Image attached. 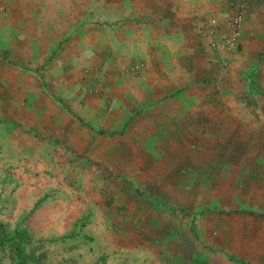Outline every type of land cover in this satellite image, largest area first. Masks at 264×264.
Returning <instances> with one entry per match:
<instances>
[{
	"label": "rangeland",
	"instance_id": "obj_1",
	"mask_svg": "<svg viewBox=\"0 0 264 264\" xmlns=\"http://www.w3.org/2000/svg\"><path fill=\"white\" fill-rule=\"evenodd\" d=\"M46 1H0V18H7L0 24V264H18L17 247L27 264H255L205 245L199 219L207 210L223 208L224 201L187 220L183 210L170 208L135 179L101 167L91 154L63 150L61 140L55 143L56 136L47 135L41 124L45 91L54 86L62 102L63 87L80 79L86 94L102 96L101 84L112 73L116 54L133 55L125 72L140 76L142 46L149 43L140 37L151 32L163 11L173 15L172 3L168 7L173 0H165L163 9L161 0ZM235 1L221 7L198 0L197 7L209 2L211 7L197 33L213 20L225 25ZM242 1L245 28L249 0ZM242 46L227 59L228 66L214 51L211 62L227 70L238 62ZM239 70L232 79L264 80V45L256 54L242 55ZM223 81L219 77L210 86L220 91ZM33 96L39 97L37 121L24 111ZM160 220L177 230H158ZM17 231L24 237H16Z\"/></svg>",
	"mask_w": 264,
	"mask_h": 264
},
{
	"label": "crops",
	"instance_id": "obj_2",
	"mask_svg": "<svg viewBox=\"0 0 264 264\" xmlns=\"http://www.w3.org/2000/svg\"><path fill=\"white\" fill-rule=\"evenodd\" d=\"M171 3L173 15L163 11L140 37L149 41L142 46L140 76L125 72L133 55L116 54L102 96L86 94L80 79L63 87L62 102L54 86L45 91L41 124L63 150L91 154L101 167L183 210L187 220L224 201L199 219L205 245L240 262L264 263V80L232 79L241 56L263 48L264 0L248 1L242 51L227 70L211 62L210 38L196 31L210 2L203 8L198 0H173L169 8ZM158 4L163 9L167 3ZM219 77L224 81L217 91L210 85ZM24 84L14 86L22 90ZM38 98L31 97L24 110L31 121L38 120ZM156 222L158 230H177L172 222Z\"/></svg>",
	"mask_w": 264,
	"mask_h": 264
},
{
	"label": "built area",
	"instance_id": "obj_3",
	"mask_svg": "<svg viewBox=\"0 0 264 264\" xmlns=\"http://www.w3.org/2000/svg\"><path fill=\"white\" fill-rule=\"evenodd\" d=\"M246 15L244 2L237 0L232 3V16L225 25L213 20L206 27L201 26L199 29L203 37L210 38L211 49L221 57L223 66H228L227 59L240 48ZM224 28L228 32H225Z\"/></svg>",
	"mask_w": 264,
	"mask_h": 264
},
{
	"label": "trees",
	"instance_id": "obj_4",
	"mask_svg": "<svg viewBox=\"0 0 264 264\" xmlns=\"http://www.w3.org/2000/svg\"><path fill=\"white\" fill-rule=\"evenodd\" d=\"M3 228H4L3 225L0 224V232H3ZM15 236L20 238L24 237L21 231H17ZM16 255L19 259L18 264H27V256L24 254V251L21 247L16 248Z\"/></svg>",
	"mask_w": 264,
	"mask_h": 264
}]
</instances>
